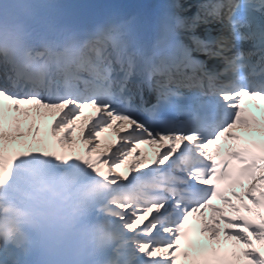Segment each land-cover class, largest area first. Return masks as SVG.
I'll return each mask as SVG.
<instances>
[{"label":"snow or ice","instance_id":"1","mask_svg":"<svg viewBox=\"0 0 264 264\" xmlns=\"http://www.w3.org/2000/svg\"><path fill=\"white\" fill-rule=\"evenodd\" d=\"M244 97L264 100V0L144 13L0 0V264H179L190 218L210 208L212 247L196 264H264L253 243L264 244V155L218 163L210 148L239 139ZM5 102L31 118L27 132L19 119L6 128ZM244 179L237 206L220 182Z\"/></svg>","mask_w":264,"mask_h":264},{"label":"bare ground","instance_id":"2","mask_svg":"<svg viewBox=\"0 0 264 264\" xmlns=\"http://www.w3.org/2000/svg\"><path fill=\"white\" fill-rule=\"evenodd\" d=\"M32 122V121H31ZM28 129V128H27ZM27 129H25V130H23V131H25V132H27ZM29 139H30V137H29ZM82 146H84V147H86L85 145H82ZM155 151H156V149L154 148V147H152L151 149H150V151H148V153L146 154V155H151V158H154V156H155ZM145 155V156H146Z\"/></svg>","mask_w":264,"mask_h":264}]
</instances>
